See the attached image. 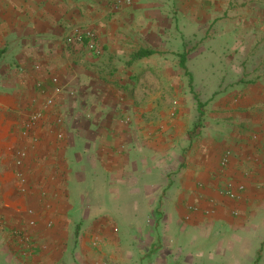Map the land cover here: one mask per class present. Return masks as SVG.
Segmentation results:
<instances>
[{"label":"crops","instance_id":"1","mask_svg":"<svg viewBox=\"0 0 264 264\" xmlns=\"http://www.w3.org/2000/svg\"><path fill=\"white\" fill-rule=\"evenodd\" d=\"M222 1L0 0V264H264V0H226L227 34L248 26L262 58L233 131L203 130L198 105L173 120L161 93L176 82L158 58L187 76V34L217 38ZM229 184L245 187L240 200Z\"/></svg>","mask_w":264,"mask_h":264},{"label":"rangeland","instance_id":"2","mask_svg":"<svg viewBox=\"0 0 264 264\" xmlns=\"http://www.w3.org/2000/svg\"><path fill=\"white\" fill-rule=\"evenodd\" d=\"M222 3L223 8H220V16L223 17L220 19L217 38L213 40L208 36L207 39L199 40L194 39L193 35L187 34L185 43L189 55L186 64L193 76L192 85H190L189 77L185 76L183 71L178 74L175 69L178 67V57L158 58L165 60L168 66L175 71L173 73L176 83L170 84L168 89L165 87L161 91L162 95L167 96L166 98L170 100L171 118L173 120L177 118L179 107H185L195 116L198 105L195 97H198L199 101L205 104L206 115L202 122L203 130L209 132L233 131L231 128L234 125L231 116L233 114L232 105L237 107L239 103L235 102L246 96L243 93L241 82L255 84L260 80L258 71L262 58L257 50L259 41L253 40L252 31L249 32V27L244 25L237 26L236 34H227L234 26L227 24V1L223 0ZM114 9L119 10L120 8ZM221 11L224 13L223 15ZM245 27L247 32H243ZM253 28L257 29L258 26L253 25ZM163 43L164 47L178 48V42L165 41ZM152 47L159 49L162 48V44L147 46L150 49ZM188 117L190 115H187ZM121 121L122 124L127 125L131 120L125 118ZM242 124L244 125L243 122L239 123L238 121L237 127L243 129ZM240 131L242 132V130ZM215 263L219 264V262Z\"/></svg>","mask_w":264,"mask_h":264},{"label":"built area","instance_id":"3","mask_svg":"<svg viewBox=\"0 0 264 264\" xmlns=\"http://www.w3.org/2000/svg\"><path fill=\"white\" fill-rule=\"evenodd\" d=\"M134 0H115V8L119 9L123 6H131ZM95 38L96 35L94 32L87 30V29H83V28H75L74 32H73V39L78 42V43H84L87 40V47L90 51H95L96 49V45H95ZM53 83L55 85V93L57 95H60L63 91L62 86L59 83V80L57 78L53 79ZM54 104L53 99H50L46 102L44 108L47 109L49 107H51ZM42 118V112L41 111H37L35 113L32 114L30 120L26 123V125L24 126L23 130H22V136L28 137L29 133L31 132V130L34 128L35 124ZM57 125H62L63 124V119L62 118H58L56 121ZM64 137L62 132H59L57 135V138L59 140H62ZM26 152H24V150H20L17 154V158H16V165L18 167H22L24 160L26 158ZM229 153L226 154L225 158L222 160L221 165L223 167L227 166L228 164V158H229ZM19 183L22 186L27 185V179L25 177V175L22 172H17L16 174ZM245 187L243 185H238V186H234L233 184H229L226 188L225 191H223L224 194H226V196L231 199V200H240L241 199V195L244 192ZM193 211H197V208H191ZM30 215H33L34 212L33 210L29 211ZM235 216H237V212L233 213ZM29 225L31 227H34L36 225V221L34 218H31L29 220ZM48 227H52V223L48 224ZM24 241L26 246L29 249H32L34 247L31 239L26 235L24 236Z\"/></svg>","mask_w":264,"mask_h":264},{"label":"trees","instance_id":"4","mask_svg":"<svg viewBox=\"0 0 264 264\" xmlns=\"http://www.w3.org/2000/svg\"><path fill=\"white\" fill-rule=\"evenodd\" d=\"M149 53H150V52H149ZM146 54L148 55V53H146ZM142 55H145V53H144V54L142 53ZM142 55H140V57H141ZM181 67L186 71L187 76H188L189 79H190V85H192V84H193V76L187 71V67H186V57H182V58H181ZM197 98H198V97H197ZM198 107H199L200 115H203L205 105L202 104V103L199 101V102H198Z\"/></svg>","mask_w":264,"mask_h":264}]
</instances>
